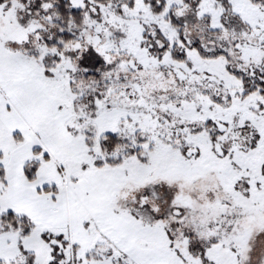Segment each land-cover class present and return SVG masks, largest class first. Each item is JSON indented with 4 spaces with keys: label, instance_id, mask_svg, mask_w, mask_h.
I'll use <instances>...</instances> for the list:
<instances>
[{
    "label": "snow or ice",
    "instance_id": "obj_1",
    "mask_svg": "<svg viewBox=\"0 0 264 264\" xmlns=\"http://www.w3.org/2000/svg\"><path fill=\"white\" fill-rule=\"evenodd\" d=\"M0 264H264V0H0Z\"/></svg>",
    "mask_w": 264,
    "mask_h": 264
}]
</instances>
